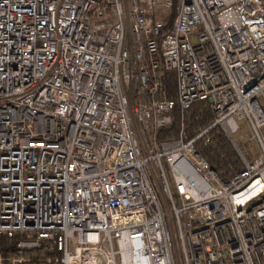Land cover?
I'll return each instance as SVG.
<instances>
[{"label": "built area", "instance_id": "1", "mask_svg": "<svg viewBox=\"0 0 264 264\" xmlns=\"http://www.w3.org/2000/svg\"><path fill=\"white\" fill-rule=\"evenodd\" d=\"M263 128L264 0H0V264H264Z\"/></svg>", "mask_w": 264, "mask_h": 264}, {"label": "trees", "instance_id": "2", "mask_svg": "<svg viewBox=\"0 0 264 264\" xmlns=\"http://www.w3.org/2000/svg\"><path fill=\"white\" fill-rule=\"evenodd\" d=\"M174 14V9L172 14ZM164 81L167 85L168 97L175 99L177 96L176 79L174 71H167L164 74ZM213 121V113L210 105L206 101H197L186 111L182 110L180 106L176 105L173 110V123L169 127L162 128L158 133L159 139H166L176 137L182 127H185L189 136L193 135L200 128L208 126ZM258 153L254 145L248 144L246 146L247 156L249 159L254 157L249 148ZM198 151L207 159L211 167L217 171L219 176L227 179L235 171L242 168V162L227 138L226 134L218 128L213 129L212 139L208 144L202 142L196 143ZM7 240L0 239V243H5Z\"/></svg>", "mask_w": 264, "mask_h": 264}, {"label": "rangeland", "instance_id": "3", "mask_svg": "<svg viewBox=\"0 0 264 264\" xmlns=\"http://www.w3.org/2000/svg\"><path fill=\"white\" fill-rule=\"evenodd\" d=\"M240 124H241V127H242L241 130H240V134L242 133V134L246 135V140H247L248 137L251 135L252 132L250 131V129L248 127H246V123L243 120L240 121ZM262 132H263V136H264V128L262 129ZM240 144L242 145L243 148L246 147V146H248L247 141L240 142ZM253 144H255V143H253ZM117 264H121V261H120V257L119 256H117Z\"/></svg>", "mask_w": 264, "mask_h": 264}]
</instances>
